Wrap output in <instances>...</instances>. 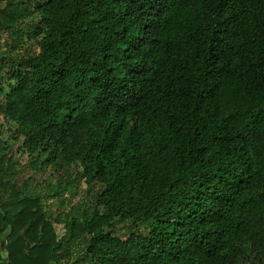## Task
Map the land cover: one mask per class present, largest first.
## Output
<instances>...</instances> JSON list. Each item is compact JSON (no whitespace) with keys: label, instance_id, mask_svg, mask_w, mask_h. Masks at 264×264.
Returning <instances> with one entry per match:
<instances>
[{"label":"trees","instance_id":"trees-1","mask_svg":"<svg viewBox=\"0 0 264 264\" xmlns=\"http://www.w3.org/2000/svg\"><path fill=\"white\" fill-rule=\"evenodd\" d=\"M24 19L0 113L101 188L60 238L0 148V264H264V0H0V42Z\"/></svg>","mask_w":264,"mask_h":264},{"label":"rangeland","instance_id":"rangeland-1","mask_svg":"<svg viewBox=\"0 0 264 264\" xmlns=\"http://www.w3.org/2000/svg\"><path fill=\"white\" fill-rule=\"evenodd\" d=\"M26 1V0H25ZM34 5L40 0H30ZM45 1V0H42ZM36 19H24L19 31H2L3 38L0 42V60H5L7 69L0 73V87L4 92L8 91L11 74L14 69L19 68L21 59L30 53H38V42L29 36V27ZM15 63L14 67L10 65ZM4 94L0 96L2 100ZM23 137L16 134V125L9 122L0 113V148L9 156L10 160L6 166L8 177L14 181L19 189L28 196L41 197L48 214L53 215L55 231L61 238L65 234L64 224L58 219H64L65 214L71 208L82 206L90 208L93 205V196L100 190V185L88 189L85 179L82 177V167L74 163L69 166H58L57 164L46 165L41 160L35 162L22 148ZM37 160V159H36ZM2 190V192H1ZM3 195L4 190L0 188ZM117 233L125 235L128 225L116 224ZM9 230L1 235L0 245L7 239ZM126 237V236H124ZM127 239V238H125ZM79 250V249H78ZM4 248L1 251L2 259L7 257ZM79 255V254H77ZM61 264H64L62 262Z\"/></svg>","mask_w":264,"mask_h":264}]
</instances>
